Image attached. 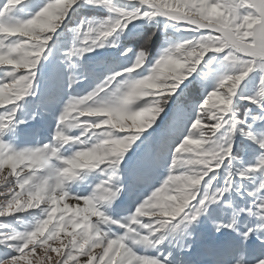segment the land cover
<instances>
[{"label": "snow or ice", "instance_id": "1", "mask_svg": "<svg viewBox=\"0 0 264 264\" xmlns=\"http://www.w3.org/2000/svg\"><path fill=\"white\" fill-rule=\"evenodd\" d=\"M0 186V264H264V0H0Z\"/></svg>", "mask_w": 264, "mask_h": 264}, {"label": "trees", "instance_id": "2", "mask_svg": "<svg viewBox=\"0 0 264 264\" xmlns=\"http://www.w3.org/2000/svg\"><path fill=\"white\" fill-rule=\"evenodd\" d=\"M29 4H35L38 0H28L26 1ZM101 14L96 13V11L92 12H80L78 16H99ZM75 21L68 25V28L74 27ZM152 30V26L146 25L144 27V33L147 34ZM157 37H156V47L157 49L161 47V41L163 40V30L157 29ZM72 33L68 30H65L61 36V39L57 46L53 49V55L49 57V60L46 62L47 64V75L49 74V78H45V85L43 89H41V93L45 95H51L56 92L58 88L61 87L59 80L57 79L54 69L59 68H67V64L64 61V55L67 52L68 47H70ZM142 39V38H141ZM107 48V46H106ZM108 52L115 51L114 49H107ZM96 53H100V56H95L93 54H85L84 59L77 65L75 69H73L74 74L77 77V84L74 85V89L76 93H84L88 91L90 88H94L95 85L99 82L100 79H103L104 75L107 74V68L109 61H105L101 63V60H105L106 49H96ZM75 59V58H74ZM46 75V76H47ZM64 91L67 92L68 89L64 88ZM200 84L197 83L194 86L193 92H200ZM46 109L50 108V103L42 104ZM242 105V104H241ZM243 106H241V112H243ZM227 208V206H226Z\"/></svg>", "mask_w": 264, "mask_h": 264}, {"label": "rangeland", "instance_id": "3", "mask_svg": "<svg viewBox=\"0 0 264 264\" xmlns=\"http://www.w3.org/2000/svg\"><path fill=\"white\" fill-rule=\"evenodd\" d=\"M26 1H28V0H26ZM119 2L120 3H124V0H119ZM87 11H89V12H92V11H94V10H92L89 6H83V7H81L80 8V10H79V12H78V14H80V12H82V13H84V12H87ZM96 13H99V14H103L102 12H99V11H96ZM157 19H159V20H161V21H163V18H157ZM146 25H147V23H145ZM151 26V25H150ZM163 30V23L161 22V24H160V28H158V30ZM171 32H172V30L171 29H169V34H171ZM156 37H157V34H156V36H154L153 37V43H152V45H151V51H152V53L153 54H156L157 52H158V50L160 49V48H158L157 49V47L155 46L156 45V43H155V41H156ZM96 51V50H95ZM86 54H93V53H86ZM94 55V54H93ZM47 71H45V74H44V77H43V79L41 80V89H43L44 87H42L43 85H45V83H44V81H45V78H47V80H48V78H49V74L47 75ZM47 75V76H46ZM197 85V84H196ZM195 85V86H196ZM91 89L92 88H90L88 91H91ZM88 91H85L84 93H78L79 95H84V94H86ZM67 97L65 96L64 97V99H66ZM243 103L244 102H241V104L243 105ZM30 108V110L28 109V108ZM27 107H26V112L25 113H22L23 115L24 114H31V112L35 109V107H36V103L35 102H33L31 99L28 101V104H27ZM39 108H41V109H43L44 108V106L43 105H40V107ZM57 108H58V105H55V104H53V103H50V108L49 109H45L46 110V115H42L41 116V118H43V121H44V123H45V125H46V127L47 128H49V122H50V124H52L53 123V117H54V115H56V114H58L57 113ZM39 117V116H38ZM37 117V118H38ZM30 125H34L35 127H39V123H37V121H31L30 122ZM50 129V128H49ZM79 131V129H73L72 131L74 132V131ZM31 142H33V143H35L36 142V140H32ZM40 142H45V138H41L40 139ZM89 179H91V176L89 177ZM87 183V181L85 182V183H83V185H80L81 187H83L84 186V184H86ZM74 187L76 188L77 187V185H73V189H74ZM0 191H5L3 188H2V186H0ZM3 199H4V197L2 196V195H0V202H2L3 201ZM225 208H226V206H225ZM226 210H227V208H226ZM25 219H27V217H25ZM11 222L12 223H17V221H15L14 219H12L11 220Z\"/></svg>", "mask_w": 264, "mask_h": 264}]
</instances>
